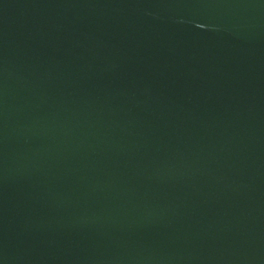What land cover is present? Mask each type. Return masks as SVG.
I'll list each match as a JSON object with an SVG mask.
<instances>
[{"label":"water","instance_id":"obj_1","mask_svg":"<svg viewBox=\"0 0 264 264\" xmlns=\"http://www.w3.org/2000/svg\"><path fill=\"white\" fill-rule=\"evenodd\" d=\"M0 264H264V0H0Z\"/></svg>","mask_w":264,"mask_h":264}]
</instances>
